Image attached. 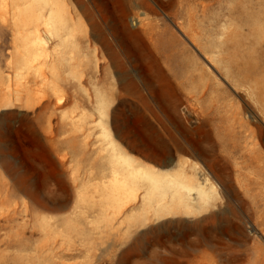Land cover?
<instances>
[{
    "label": "rangeland",
    "instance_id": "1",
    "mask_svg": "<svg viewBox=\"0 0 264 264\" xmlns=\"http://www.w3.org/2000/svg\"><path fill=\"white\" fill-rule=\"evenodd\" d=\"M123 23L164 47L151 46L165 74L152 87L169 88L187 127L189 106L210 123L228 104L250 123L264 111V0H0V264H264V189L231 168L230 189L185 201L188 159L170 113L135 89ZM146 141L173 157L158 181L135 149ZM165 204L182 211L158 219Z\"/></svg>",
    "mask_w": 264,
    "mask_h": 264
},
{
    "label": "bare ground",
    "instance_id": "2",
    "mask_svg": "<svg viewBox=\"0 0 264 264\" xmlns=\"http://www.w3.org/2000/svg\"><path fill=\"white\" fill-rule=\"evenodd\" d=\"M118 1L121 2V0ZM170 3L171 1L167 2V4ZM147 7L150 11L151 8L149 6ZM45 26H47L46 23ZM125 27L126 25L123 23L122 30L133 38L132 44L127 46V52L130 53L138 63L139 83L138 85H135V89L138 90L140 87L149 89L154 93L153 99L160 110L165 114L170 113L168 119L174 123L178 134V139L174 141V148L178 153L184 155L188 159L183 166L185 169L181 168V170L184 171L182 172L183 176L184 173L186 175L185 178L183 179L181 175L176 178V182L178 181V184H182V188L183 185L185 188H189L188 191L177 187L178 190L186 192L185 201H195V198H193V200L191 199L192 190L197 191V197H209L210 199V190H215L217 184L226 189H230V183L233 179L227 181L226 178L228 179L230 177V173H228L227 170L231 168L236 173L234 183L239 187L248 189L252 186H256L259 189V186L261 185V189H264V151L260 149L259 144L257 143L264 142V129L261 126V124L264 125V111H259L260 120L258 119L257 122L254 123V119H252L250 120L252 123H250L248 120L249 118L246 119L245 115L242 114L238 108L233 109L228 104L223 110L217 111V113L213 115V123H210L205 121L204 117L201 116V113L197 109L193 106H189V109L186 111V116L198 122L193 127H187L181 119L177 117L174 118L171 115L172 111L175 112V105L172 102L173 95L169 88L162 89L161 86L152 87L153 83H160L165 79L163 68L159 67L157 58L155 57L151 46L157 47L158 52L160 48L156 46V42L154 44H152V41L146 42L139 31L127 30ZM142 27L152 28L154 27V24H152V22H147L144 23ZM191 39L196 38L194 35H191ZM163 53L164 47L160 50L159 55ZM144 61L148 63L146 65L153 68L155 71L154 76H150V74L147 75L149 72L146 73V70H144L142 66V62ZM195 97L193 95L191 96V99L196 101L198 98L195 99ZM262 103L264 104V102ZM191 112H196V116L191 115ZM199 116L203 119L201 120ZM207 123L217 131L216 137L219 141V149L217 153H215L213 146L206 143L207 134L205 133L204 127ZM135 149L144 158L151 162L149 163L150 168L146 173L150 175L151 180L158 181L160 178L158 167L168 165L171 167L173 157L164 143L146 141L142 146L140 145V147ZM193 158L200 160L212 175L205 172L197 173L201 167L199 163L190 161ZM253 164H255L260 170L259 173L252 170ZM188 168L191 169L192 172H187ZM248 172H251L254 176H248V174H250ZM181 209L182 208L178 206H170L167 208L165 204L155 211V216L159 219L164 216H171L170 214H179L182 211ZM183 211L187 215H189V213H197L194 210H191L189 205L185 207L183 206ZM184 236L185 235H180L178 240L183 241ZM169 238L168 234L165 235L162 233L158 242L164 245V241Z\"/></svg>",
    "mask_w": 264,
    "mask_h": 264
}]
</instances>
